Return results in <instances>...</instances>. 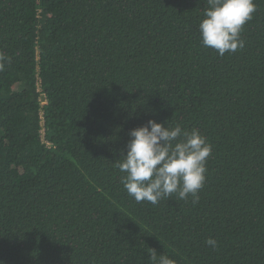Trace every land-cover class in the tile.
<instances>
[{
	"label": "trees",
	"instance_id": "1",
	"mask_svg": "<svg viewBox=\"0 0 264 264\" xmlns=\"http://www.w3.org/2000/svg\"><path fill=\"white\" fill-rule=\"evenodd\" d=\"M220 56L207 0H0V264H264V0ZM212 146L186 200L137 202L129 130ZM214 238L213 249L205 241Z\"/></svg>",
	"mask_w": 264,
	"mask_h": 264
},
{
	"label": "clouds",
	"instance_id": "2",
	"mask_svg": "<svg viewBox=\"0 0 264 264\" xmlns=\"http://www.w3.org/2000/svg\"><path fill=\"white\" fill-rule=\"evenodd\" d=\"M255 11L254 0H207L199 23L202 45L220 56L243 48L241 32ZM128 135L126 154L114 163L123 173L120 182L135 201L156 205L175 193L181 200L191 195L193 203L198 202V192L206 179V161L212 152L211 144L199 130L186 131L179 124L164 126L149 119L129 130ZM205 243L213 249L217 247L214 238ZM148 258L150 264H176L154 249Z\"/></svg>",
	"mask_w": 264,
	"mask_h": 264
}]
</instances>
